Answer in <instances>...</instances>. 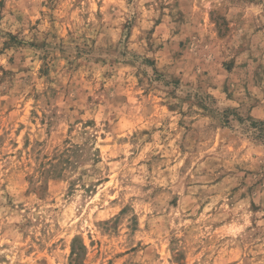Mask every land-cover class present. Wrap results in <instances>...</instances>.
Wrapping results in <instances>:
<instances>
[{
  "label": "rangeland",
  "instance_id": "374dc122",
  "mask_svg": "<svg viewBox=\"0 0 264 264\" xmlns=\"http://www.w3.org/2000/svg\"><path fill=\"white\" fill-rule=\"evenodd\" d=\"M0 264H264V0H0Z\"/></svg>",
  "mask_w": 264,
  "mask_h": 264
}]
</instances>
